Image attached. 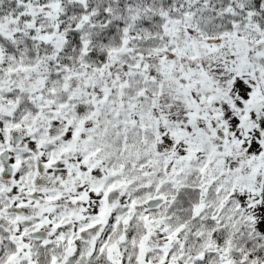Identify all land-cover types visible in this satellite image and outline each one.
I'll return each mask as SVG.
<instances>
[{
  "label": "snow or ice",
  "instance_id": "1",
  "mask_svg": "<svg viewBox=\"0 0 264 264\" xmlns=\"http://www.w3.org/2000/svg\"><path fill=\"white\" fill-rule=\"evenodd\" d=\"M0 264H264V0H0Z\"/></svg>",
  "mask_w": 264,
  "mask_h": 264
}]
</instances>
